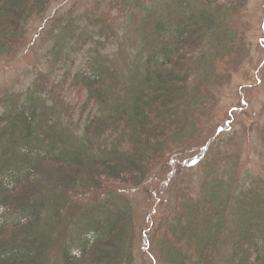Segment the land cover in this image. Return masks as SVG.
Here are the masks:
<instances>
[{
  "label": "trees",
  "instance_id": "1",
  "mask_svg": "<svg viewBox=\"0 0 264 264\" xmlns=\"http://www.w3.org/2000/svg\"><path fill=\"white\" fill-rule=\"evenodd\" d=\"M56 1L0 0V60ZM247 2L79 0L42 26L45 70L0 93V264H134L117 188L143 189L195 145L242 56ZM218 145L196 194L178 191L158 222V264H264V180H238L239 157Z\"/></svg>",
  "mask_w": 264,
  "mask_h": 264
},
{
  "label": "rangeland",
  "instance_id": "2",
  "mask_svg": "<svg viewBox=\"0 0 264 264\" xmlns=\"http://www.w3.org/2000/svg\"><path fill=\"white\" fill-rule=\"evenodd\" d=\"M78 1L53 2L46 15L37 21L40 23L37 38L30 39L16 56L0 60V93L25 90L35 76L45 70L44 60L40 57L42 26L54 15L77 5ZM241 30L244 32L242 56L230 66L229 81L217 92L218 106L212 118L202 123L201 135L195 145L187 154L186 151L172 153L167 164L143 189L117 188L130 200L133 209L134 264H158L151 243L157 224L164 218L178 191L188 188L196 194L200 178L198 163L203 157H211L209 150L216 143L221 153L239 157L238 180L249 176L264 180V152L260 143L264 124V0H248L242 12ZM230 174L231 169L227 167L226 175ZM13 214L8 213L4 219H10ZM104 227L102 223L99 231ZM79 234L75 241L80 239Z\"/></svg>",
  "mask_w": 264,
  "mask_h": 264
}]
</instances>
